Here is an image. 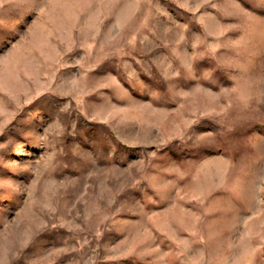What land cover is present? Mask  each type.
Wrapping results in <instances>:
<instances>
[{"label": "rangeland", "instance_id": "rangeland-1", "mask_svg": "<svg viewBox=\"0 0 264 264\" xmlns=\"http://www.w3.org/2000/svg\"><path fill=\"white\" fill-rule=\"evenodd\" d=\"M0 264H264V0H0Z\"/></svg>", "mask_w": 264, "mask_h": 264}]
</instances>
